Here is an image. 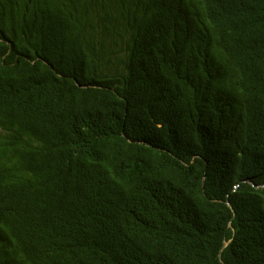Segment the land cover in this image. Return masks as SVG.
Wrapping results in <instances>:
<instances>
[{
  "label": "trees",
  "instance_id": "1",
  "mask_svg": "<svg viewBox=\"0 0 264 264\" xmlns=\"http://www.w3.org/2000/svg\"><path fill=\"white\" fill-rule=\"evenodd\" d=\"M0 264H264V0H0Z\"/></svg>",
  "mask_w": 264,
  "mask_h": 264
}]
</instances>
